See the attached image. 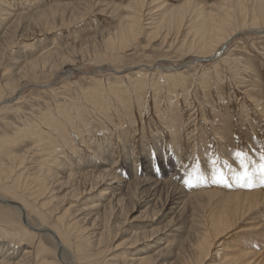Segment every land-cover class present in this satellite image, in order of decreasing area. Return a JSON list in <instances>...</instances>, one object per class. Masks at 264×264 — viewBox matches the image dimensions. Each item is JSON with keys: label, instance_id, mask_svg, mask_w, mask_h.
Listing matches in <instances>:
<instances>
[{"label": "rangeland", "instance_id": "1", "mask_svg": "<svg viewBox=\"0 0 264 264\" xmlns=\"http://www.w3.org/2000/svg\"><path fill=\"white\" fill-rule=\"evenodd\" d=\"M156 2H159L157 5L162 7L156 8ZM239 2L240 6H238ZM185 3H187L186 6L189 4L185 6L187 9L183 7ZM128 4L131 5L128 6ZM178 5L181 6L180 14L184 10V15H181L182 19L179 18V26L173 23L172 27H168L170 25L165 19L162 23H158L161 17L160 11L166 14L172 11L171 8L175 11ZM254 5V0H0V11L5 7L7 11L9 10L6 14L9 16H2L3 14L0 13V74L3 75H0V92L3 98L17 96L14 101L7 102L8 106L6 103L2 105L3 107L1 106L0 137L5 135L12 137L9 148L3 149L5 152L0 156V166L3 164L2 167L12 168V176L15 173V176L18 175V171L21 170L20 182H23L41 177L39 171L41 166L42 169L47 166L52 169L55 165L60 168L62 164L65 165L69 161L66 164V171L71 169L70 172H72L76 160L85 159L86 156L89 160L91 159L88 148L105 150V153L106 150L112 151L113 154L110 157H113V161L117 160L113 162L112 168L114 169L111 171H116V174L125 178L129 185L126 191L124 190L123 203L116 208L114 213L112 212V215L107 213L109 217L105 215V221L102 219L99 221V223H107L109 228L114 226L109 239H106L108 242L103 241L100 245L102 253L97 256H101L99 262L103 260L105 254L109 256L114 252L109 249L113 241H117L122 236L124 238L129 236V233L126 234L124 230L127 226L123 224L128 217L130 220L133 216L141 215L142 210H145L143 216H139L136 221L138 226L144 225L142 229L152 227L155 229L161 226L168 228L167 221L173 217L175 223L186 227L187 235L188 233L198 235L210 225V221L220 210L223 190L232 192L244 189L247 192L261 191L264 193V186L259 183L260 156L264 153V32L259 34L250 31L252 26L249 24L250 20L246 19V21L249 20L248 25L237 28L241 30L228 41L226 46L223 41L216 45L215 48L225 46L220 57L194 62L182 71L183 76H177L176 79L173 78L174 80H168L165 77L163 79L160 71L149 74L143 87L135 90V93L129 92L132 102L128 111L131 117L130 115L126 117L123 111L116 113L115 110L120 107H116L117 105H110L107 114L99 108L101 101L103 105L106 101L116 103L112 95L105 96L106 91L104 90L114 91L119 88L121 92H127L129 89L128 78L126 81L121 79L123 73H119L121 75L119 76L107 69L108 66L116 70L127 69L129 66L139 64L152 66L156 62L163 68V71L170 64H181L192 60L196 51L195 47L188 50L189 45L196 46L197 43L195 45L190 31L187 32V24L192 21L188 15L195 18L198 9L204 7V10L209 11L211 15H216L213 22H218L220 19L227 20L233 16L234 19L239 20L244 16L240 14V9L243 7L249 9ZM11 11L12 16H10ZM15 12H18V15ZM228 13L231 16L227 15ZM185 15H187L186 18ZM223 20L221 22H224ZM40 56L47 61L46 66L51 64L52 67L49 65V68L36 71L33 75H19V77L15 74L17 70H14L13 74L9 75L13 82L8 84L9 81L4 79L8 68L10 70L9 66L15 64L16 61L27 62ZM63 59L72 62L71 70L65 73L57 68ZM128 75L130 79L135 78L131 70L128 71ZM167 88H170L169 91ZM93 91L100 94L97 95L96 100L91 99L96 95H90ZM169 98H172L174 102L167 108ZM56 108L65 109L73 123L68 125L69 123L56 119ZM76 109L82 113V116L74 117ZM42 116L44 118L49 116L51 121H55L49 132L50 137L54 139H50L53 144H47L50 147H47L49 148L47 150H53L51 153L53 157L50 154L45 155L38 152L39 150H36L33 145L31 148L32 138H22V134H16L19 132L16 130L22 127L21 122L24 121L30 125V121L35 119L44 120ZM55 124L64 125L65 129L69 130L67 131V143L62 142V138L52 135ZM42 128L44 129V126ZM17 137L21 143L17 141ZM87 142L90 145L87 144V146ZM174 147L177 149L175 150ZM230 150L233 152H229ZM236 151L244 154L242 159L247 170L254 173L253 179L256 181V187L248 188L249 191L247 187L237 186L235 180L236 172L239 174L244 171L239 165L240 159L234 154ZM77 153H80L81 158H74ZM86 153L88 154L85 155ZM159 155L163 157H158ZM128 156L132 168L129 174L122 167V162ZM222 158H226L225 162ZM49 159L54 161L51 160V162ZM143 160L146 161L147 166L144 165ZM44 165L46 166L43 167ZM230 166L233 167L234 173L223 174V176L228 184L232 182L233 185L232 183L229 184L230 186L216 183L215 180L221 170H225H222V174ZM150 177L153 180L157 178L156 181L163 183L157 187L153 200L147 205H142L147 194L146 191L140 192L143 187L138 183ZM186 180H190L194 186L189 187L185 183ZM34 182L37 184L36 179ZM60 190L59 192L63 195V187ZM175 190L185 195L186 203L181 211L170 210V201ZM54 194L59 196L58 193ZM80 203L81 201L75 200L70 210L77 208L78 205L81 207ZM5 205L0 203V218L17 222L18 214ZM48 205L50 209L53 206L63 208V199L59 196ZM256 209L254 211L257 212L252 213L251 216L255 219L258 217V220L264 219V202L260 203ZM111 216L113 219L110 218ZM28 218L34 223L33 218L29 216ZM244 221L248 223L252 220H241L223 233L219 243L212 246L211 262L220 264L223 244L229 245L236 239V236L241 237L248 234ZM51 223L50 220L47 222L49 226ZM260 236L252 237L253 245L264 253V240ZM184 237L183 235L182 238ZM210 238L213 239L212 236ZM0 240L8 244L12 242L10 238L0 237ZM38 241L43 244V249L38 252L41 256V264H60L57 251L53 250L50 238L44 235L35 237L32 246L36 247ZM115 252L117 254L119 249ZM64 257L69 264H78L74 261L70 251ZM260 259L264 260L263 257ZM120 261L125 264L124 260Z\"/></svg>", "mask_w": 264, "mask_h": 264}, {"label": "bare ground", "instance_id": "2", "mask_svg": "<svg viewBox=\"0 0 264 264\" xmlns=\"http://www.w3.org/2000/svg\"><path fill=\"white\" fill-rule=\"evenodd\" d=\"M137 2H135V3H137ZM254 2H255V5L249 9L245 8V7L240 9V7H238L240 9V14L244 15L243 18H239V20H237L236 18L234 19V16H233V18H228V19L225 18L227 20L220 19L218 22H213L214 16H216V15H211V13L209 11L204 10V7L198 9L195 18L193 16L188 15L189 17H191L192 21H191V23L188 22V24H187V29H188L187 32L190 31V35L192 34V36L194 37L193 40L195 42V45L197 43V45L194 46V45H189L191 43L188 42L189 43L188 44L189 45L188 50H190V48L193 49V47H195V51H196L195 52L196 55L193 56L192 60H189L187 62L184 61L181 64H174V63L170 64L169 66L164 68L163 71H162L163 68H161V66L156 64V62L152 66H147L145 64H139V65H135L133 67L129 66V68H127V69L123 68V70H116L112 66H108V69H107L108 71L112 70L113 73H117L118 75H119V73H123V74H121L122 75V77H121L122 81H124V80L126 81L128 78V83H129L128 88L130 90L127 89V92H121L122 90L119 88L115 89L114 91H112L111 89L110 90H104V91H106V93H104L105 96L107 97L109 95H112L113 101H116L117 104L115 102L109 103V101H106L105 104L103 105V102L101 101V102H99V108L102 109L104 111V114H105L109 110L110 105H117L116 107L120 106L121 108L119 107L118 109H116L115 110L116 113L118 111H123L124 114L126 115V117H128L129 115L131 117L130 111H128V108L132 102V99L129 96V92L135 93V90L143 87L146 84L145 80L149 74H153L154 71H160V75L162 76V78L165 77L166 79L168 78V80L169 79L174 80L173 78H175L177 76H180V77L183 76L182 71L186 67H189L192 64H194V62H200V61H203L204 59L210 60V59H215V58L220 57L222 55L228 41L230 39H233L234 35H236V33L239 32V30H241V29L237 30V28H239V27L241 28L243 26L248 25L249 20H250L249 24L252 26L249 29L250 31L255 32V33H259V34L264 32V0H254ZM157 3H159V2H156V5H157ZM186 4L187 3H185V5L183 7H185ZM240 4L241 3L239 2L238 6H240ZM3 5H5V3ZM129 5H131V4H128V6ZM187 6H189V4ZM159 7H162V6H158V5L156 6V8H159ZM186 7H185V9H187ZM5 8L1 9L2 12L0 11V13L3 14L2 16L6 15L9 11V10L7 11ZM179 8H181V6L179 7V5H178V7L176 6L175 11H173V9L171 8L172 11H169L166 14H163L160 11L161 17L158 20V23H162V21L165 19L167 21V23H169V25H170L168 27H172L171 25H173V23H175L176 25L179 26L180 25L179 21H180V19H182L181 15L183 14V11H184L183 10L182 13L180 14ZM160 9H163V8H160ZM191 9H193V8H191ZM12 13L13 12L11 11L10 16H12ZM15 13H17V15H18V12H15ZM229 14L230 13H228L227 15H229ZM241 15H240V17H241ZM6 16H9V15H6ZM186 16L187 15H185V18H186ZM229 16H231V14ZM24 17H25V15L23 16V18ZM222 18H224V17H222ZM246 19H249V20L246 21ZM152 20H154V19H152ZM221 20H223L224 22H221ZM122 21H123V19H122ZM227 29H228V32L226 31ZM221 41H223L225 46L222 45L219 48H215L216 45ZM19 57L20 56H18V58ZM15 58H17V57H15ZM16 60H19V59H16ZM20 60H22V59H20ZM23 60H25V59H23ZM71 64H72L71 61L63 59L60 61L59 67H57V68L60 69V71L62 73H65V72H68L71 70ZM46 65H47V61H45V58H43V57L41 58V56L39 58L31 59L27 62L26 61H16L15 64L13 63L12 65L9 66L10 70L8 68L6 74H4V79L7 80V82L9 81L8 82V84H9L10 82H13V80L10 78L9 75H10V73L13 74L14 70L15 71L17 70L15 72L17 77H19V75H29L30 76V75H33L36 71L45 70L47 67L49 68V65H50V67H52L51 64H49L48 66H46ZM129 70H131V72H133V74L135 75V78L130 79V77L128 75ZM3 73H5V72H3ZM0 75L3 76L2 74H0ZM121 75H119V76H121ZM20 78H22V77H20ZM183 78L184 77H182V79ZM187 78H188V76H187ZM17 80L19 81V79H17ZM178 83L179 82H177V84ZM171 84H169V86ZM165 87H167V86H165ZM171 87H172V85H171ZM169 89L170 88H167V91H169ZM172 90H173V88H172ZM109 92H111L112 94ZM134 93H133V95H134ZM92 94H96L93 98L89 97L93 100H96L97 95H100L97 91H93L90 93V95H92ZM125 96H126V99H125ZM3 97L4 96H2V92H0V111L2 109L1 106L2 105L4 106V103H6V105H7V102L14 101L17 98V96H11V97H6V98H3ZM93 100H90V101H93ZM173 102H174V100L172 98H169L167 100L166 107L168 108L169 106H171V104ZM256 102H257V100H256ZM258 103H260V102H258ZM258 103H257V106H258ZM94 104H95V101H94ZM111 107H113V106H111ZM61 109H63V108H59V109L56 108L55 109V111L57 112L56 119L60 120V122L65 121L66 123H69L68 125L73 123L68 112L65 109L64 110H61ZM102 110H101V112H102ZM52 112L51 113L54 114V111H52ZM163 113L164 112H162V114ZM140 114H141V112H140ZM77 116H82V113H80V111L76 109L74 117H77ZM35 118H37V117H35ZM39 118H40V116H39ZM50 119H51V117H49V116L45 117L44 120L42 119V121L35 119L33 121H30V125L28 123H24V121H23V122H21L22 127H19L16 130V132L19 131L16 134H20V135L22 134L21 135L22 138H25V137L32 138L31 148H33L32 147V145H33L36 150H39L38 152H42L45 155L50 154V156L53 157V155H51L53 150H50V151L47 150L50 148L47 144H51L53 142V141L50 142V139L54 140L53 138H51L52 136L50 137L51 133H49V132H50L51 127H53L52 123H55V121H53V120L51 121ZM73 120H75V119H73ZM131 120L132 119H130V121ZM134 122H135V120H134ZM60 125H56V124L54 125V129H52V135L55 137H58V138H62V140H63L62 142L67 143V139H68L67 138V135H68L67 131H69V130H66L64 125L63 126H60ZM42 126H44V129L42 128ZM14 128H16V127H14ZM68 128H69V126H68ZM8 136L5 135L3 137L2 136L0 137V144L2 145V146H0V156L2 155V153L5 152V150H3V149L9 148V144L11 141L10 138L12 136L11 135H10L11 137H8ZM217 136H219V135H217ZM43 137H45V138L43 139ZM17 139H18V137H17ZM17 141L20 142L19 139ZM85 142H86V140H85ZM221 142H223V141H221ZM81 143L83 144V142H81ZM107 143H110V142H107ZM54 144H55V141H54ZM87 144H89V142H87L86 145ZM13 145H15V144H13ZM56 145H57V143H56ZM62 145L64 146V144H62ZM202 145H203V143H202ZM225 145H227L226 142H225ZM229 145L230 144H228V146ZM68 146H69V144H68ZM72 146H70V147L72 148ZM174 146L176 147V145H174ZM47 147H49V148H47ZM54 147H55V145H54ZM107 147L109 148V145ZM175 147H174V149H175ZM224 147H226V146H224ZM177 148H179V147L177 146ZM231 149H232V147H231ZM56 150H57V148H56ZM223 150H225V149H223ZM60 151H62V150H60ZM82 151H83V149H82ZM106 151L107 152L105 153V150L101 151V149L99 150L98 148L97 149L93 148V150H91V148H88V153L91 154L90 160H89V158H87V156L85 159L79 157L80 153H77L74 158H76V159L81 158L82 160L79 159L78 161L77 160L75 161L76 163L73 166L74 168L72 169V172H70L71 169H70V171H66V169H67L66 164L69 161L65 165L62 164V166L60 168L57 167L58 165H55V166L52 165V167L53 166L55 167V169H54V167L52 168L54 170L50 169L48 166H47V168L42 169V166H41V167H39L41 177L35 178L37 181V184L34 182L35 179L34 180H30V179L27 180L26 179L27 181L20 182L21 181L20 176L22 174V173H20V172H22L21 170L18 171L19 174L16 175L17 178H15L16 173L14 172L15 174L13 176H12L13 172L11 174L12 168H10L9 166L6 168H5V166L2 167L3 164L0 166V192H2V193H0V203L3 205L6 204L5 207L6 206L10 207L15 213L18 214L17 222H13V220H11V219L0 218V237L7 238V239L10 238V240L12 241V242H9V244H8V242H5L4 240H0V264H41V259H40L41 256H40V254H38V252H40V250L43 249V244L40 241H38L36 247L32 246L35 237H39L40 235H44V236H47L48 238H50V240L52 241L51 243H53V247H52L53 250L55 252L57 251L60 264H69L67 262V260H65V257H64L67 255V252H69V251L71 252V254L73 256L74 261L78 264H122L121 263L122 261H120L121 259L124 260L125 264H214L213 262L210 261V259L212 257L211 252L213 251V250L211 251L212 246H214L216 243H219V240L221 239L220 237L223 235L224 232H227L228 230H230V228L232 226L239 223L241 220L243 221L244 219H247V220L251 219L252 220L250 222L247 221L248 223H246L244 221L245 226H246V232L248 231V234L243 235V233H242L243 236H241V237L236 236V239H234V241L232 243L229 242L230 243L229 245L223 244V246H221L222 248H221L219 263L220 264H264V260L260 259L261 257L264 258V253L261 252L259 249H257L253 245L254 240L252 239V237L261 235L260 238L262 237V239L264 240V219L261 218V220H258L257 216H255V217H257V219H255L251 216V214L255 212L254 210L258 207V205H260V203L264 202V200H263L264 199V193L261 191L247 192V191H244V189H243V191L237 190V191H232V192H230L228 190H223L225 192L222 191L223 194H221V195H223V199L220 201V210L217 212L216 216H214L213 219L210 221V225L206 229H204L202 232L198 233V235H196V234L192 235L193 233L192 234L188 233V235H187L186 230H185L186 227L183 226V224L175 223L173 217H171L167 221L168 222L167 224L169 225L168 228L161 226V227H157L155 229L153 227L150 229H142L144 227V225L142 227H140L141 225L138 226V224L136 223V221L139 219L138 217L141 216L145 210L140 211L141 215L133 216V217H131L130 220L128 217L126 220L127 222L125 221L123 226H127V228H125L124 230H125L126 234L129 233V236L125 237V238L122 236V237L118 238L117 241L116 240H115V242L113 241L110 245V248L109 247L108 248L112 251L114 250V252L110 253L109 256L105 254L103 260H101V262H99V258H101V256L100 257H97V256L101 255V253H102V250L100 249V245L103 241H107L106 239H109L108 237H109L110 233L113 231V227H114L112 225L113 227L109 228V225L107 226V223L104 222V224H103V222L99 223V221L101 219L103 221H105V219H106L105 215L108 216L107 213L112 215V212L114 213L116 208L119 207L123 203L122 201H123V197L125 194L124 192L126 191V188L129 185V183L127 182V180L125 178L118 176V174H116V171L115 172H113V170L111 171V169H114V168H112L114 166L113 162H116L117 159L115 158L116 160L113 161V157H110V155L113 154V153H111L112 151L111 152H109L108 150H106ZM114 151H115V149H114ZM204 152H206V151H204ZM229 152H233V151L230 150ZM88 153H86L85 155H87ZM13 155L14 154H12V156ZM59 155H61V154H59ZM127 155H129V154H127ZM44 156H43V158H44ZM82 156H84V155H82ZM156 156H157V154H156ZM156 156H154V157H156ZM161 156L163 157V155H159L158 157H161ZM219 157H221V156H219ZM48 158H50V157H48ZM129 159L130 158L128 156V158L126 157L124 159V161L122 162V167L125 170V172L128 174L131 173V171H132ZM224 159H226V158H222V161ZM58 160H60V158ZM228 160L230 162V158H228ZM17 161L19 162V160H17ZM45 161L46 160H44V162ZM52 161H54V160H52ZM121 161H122V159H121ZM224 162H225V160H224ZM143 163H144V165L146 164V166L148 165L145 160H143ZM175 163H173V165ZM115 164H117V163H115ZM225 164H227V163H225ZM46 165H44L43 167H45ZM38 166H40V165H38ZM176 166H177V164H176ZM176 166H175V168H176ZM237 166H238V164H237ZM232 168L230 166V168L222 174H228V175H231V173L233 174L234 171ZM22 169L26 170V168H22ZM117 169H118V167H117ZM120 169H122V168H120ZM13 170L15 171V169H13ZM222 170H221V172L225 171V170H223V171ZM138 171H139V168H138ZM216 171H217V169H216ZM134 172H135V170H134ZM221 172H220V174H221ZM236 175H237V172H236L235 176ZM178 176L180 178V175H178ZM183 176H185V175H183ZM31 179H32V177H31ZM156 179L157 178H155V180H153L150 177V178L142 179L139 181L138 185L140 184L143 187L140 192L146 191V194H147V198L144 200V203L142 205H147L149 202H151L153 200V195L156 194L155 191H156L157 187H159L163 183L160 181H156ZM231 183H229V184H231ZM231 185H233V183ZM237 186H239V185L237 184ZM61 187H63V195L59 192ZM244 188H246V187H244ZM176 189H178V188H176ZM226 189H228V188H226ZM250 189L247 188L248 191ZM54 193H58V195L60 197H62L63 203H64L63 208H59L57 206H53L51 209L49 208L48 204L53 199L59 198V196H56ZM220 193H221V191H220ZM173 194L174 195L172 196V200L170 201V205H171L170 210L176 209V211L177 210L181 211L185 207V203H186L185 202L186 199L184 198L185 195L179 194L177 190H175L173 192ZM75 200L81 201V203H80L81 207H79V205H78L77 208L70 210V208L74 206ZM56 210H58V211L56 212ZM256 210L258 211V209H256ZM28 216L30 218H33L34 223L29 220ZM259 216H261V215H259ZM263 216H264V213H263ZM113 217H114V215H113ZM110 218H112V216ZM253 219H255V220H253ZM49 220L52 222L51 223L52 226L51 225L49 226V224H47V222ZM106 221H108V220H106ZM146 226L147 225H145V227ZM117 227L119 228L120 225H117ZM237 227L238 226H236V228ZM236 228H234V229H236ZM168 229H170V230H168ZM121 230L123 231V229H121ZM167 232H169V233H167ZM257 232H259V233H257ZM114 233L117 234L118 232H114ZM183 235L185 236L184 238H182ZM210 236H212L213 239L210 238ZM102 245H104V244H102ZM170 246H172V247L170 248ZM20 247H22V248H20ZM108 248H107V250H109ZM118 249H119V252L116 254L115 250H118ZM107 250H106V252H107ZM103 251H105V250H103ZM46 263H47V261H46ZM49 264H51V263H49Z\"/></svg>", "mask_w": 264, "mask_h": 264}, {"label": "snow or ice", "instance_id": "3", "mask_svg": "<svg viewBox=\"0 0 264 264\" xmlns=\"http://www.w3.org/2000/svg\"><path fill=\"white\" fill-rule=\"evenodd\" d=\"M235 156L240 159V167L244 169V171L242 173H239L235 176V180L236 183L240 186V187H247V188H253L256 186V181L253 179L254 173H250L247 170V166L244 163V160L242 159V157L244 156V154L240 151H236ZM260 165H259V183L260 185L264 186V153L261 154L260 156ZM202 179V177H201ZM216 183H223L226 186H230L228 185V181L224 178L223 174H220L217 179L215 180ZM185 183L189 186L192 187L194 186L192 184V182L190 180H186Z\"/></svg>", "mask_w": 264, "mask_h": 264}]
</instances>
